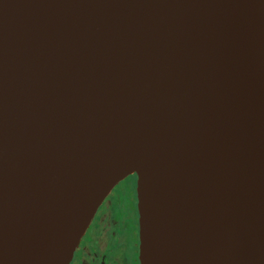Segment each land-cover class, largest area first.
<instances>
[{
	"label": "water",
	"instance_id": "95a60500",
	"mask_svg": "<svg viewBox=\"0 0 264 264\" xmlns=\"http://www.w3.org/2000/svg\"><path fill=\"white\" fill-rule=\"evenodd\" d=\"M131 174L139 264H264V0H0V264Z\"/></svg>",
	"mask_w": 264,
	"mask_h": 264
},
{
	"label": "flooded vegetation",
	"instance_id": "af4514ba",
	"mask_svg": "<svg viewBox=\"0 0 264 264\" xmlns=\"http://www.w3.org/2000/svg\"><path fill=\"white\" fill-rule=\"evenodd\" d=\"M124 180H127L129 183V189L128 192H126L130 196L131 200H129L126 195L122 197V200L125 201V204L122 205V208L127 210L123 211L121 209L123 212L121 220L123 222H119L113 218L112 209L111 211H101V208L97 209L98 213H95L96 216L94 215V219L92 218L93 221L91 220V222L94 224L95 221H97L98 225L95 227V229H93L92 232L89 233L87 240H83L85 234L87 233V231H85L86 233H84L80 239V242L78 243L69 264H139L137 237L138 214L136 208L137 199L135 192L136 176L135 174H131L119 182ZM117 205L120 206V202H118ZM125 226L134 230L133 243L128 239V232L126 231L127 228L123 231V233L119 231L122 227L125 228ZM89 229H91V227L88 228V230ZM120 234H126V239L124 242V248L126 251L122 253L118 251L120 255L116 256V248H120Z\"/></svg>",
	"mask_w": 264,
	"mask_h": 264
},
{
	"label": "rangeland",
	"instance_id": "374dc122",
	"mask_svg": "<svg viewBox=\"0 0 264 264\" xmlns=\"http://www.w3.org/2000/svg\"><path fill=\"white\" fill-rule=\"evenodd\" d=\"M128 181L127 180H124L122 182H119L117 183L113 188L112 190L109 192V194L106 196V198L103 200V202L101 203V205L99 206L98 209L101 208V211H104V210H109L111 211L112 209V214H113V218L116 219L117 221L119 222H123L121 220V216H122V212L121 209H122V205L125 204V201L122 200V197H124L125 195L127 196V192H128ZM127 191V192H126ZM122 200V201H121ZM120 202V206L117 205V203ZM103 204V205H102ZM112 206V208H111ZM100 211V212H101ZM114 212V213H113ZM98 213V210L96 212V214ZM95 214V216H96ZM100 214V213H99ZM99 218V217H98ZM94 219V218H93ZM100 219V218H99ZM93 221V220H92ZM91 225V226H90ZM90 225L88 226V228L91 227V229L88 230L87 228V233L85 234V237L83 238V240H87L88 239V236H89V233L93 231V229H95V227L98 225L97 221H95V223L93 224L92 222L90 223ZM127 227L125 226L122 227L119 231L121 233H123V231L126 229ZM126 231L128 232V236L131 235L133 233V229L132 228H127ZM120 237H121V241L119 242L120 244V248H116V256H119L120 253L122 252H125V248H124V242H125V239H126V234H120ZM130 239V238H129ZM116 240V238H115ZM131 242L133 243L134 242V237L132 238ZM120 251V253L118 252Z\"/></svg>",
	"mask_w": 264,
	"mask_h": 264
},
{
	"label": "trees",
	"instance_id": "16d2710c",
	"mask_svg": "<svg viewBox=\"0 0 264 264\" xmlns=\"http://www.w3.org/2000/svg\"><path fill=\"white\" fill-rule=\"evenodd\" d=\"M128 189H129V184H128ZM127 197L129 198V200H131V199H130V196H129L128 194H127ZM122 210H123V211H127L126 209L124 210L123 208H122ZM122 210H121L120 212H122ZM122 214H123V212H122ZM133 234H134V231H133V233H132L131 235L128 236V239L130 238L129 240H132V238H133V236H134Z\"/></svg>",
	"mask_w": 264,
	"mask_h": 264
}]
</instances>
